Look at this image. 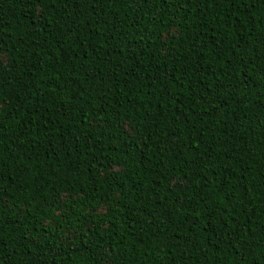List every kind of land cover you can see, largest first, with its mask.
<instances>
[{"label":"trees","instance_id":"obj_1","mask_svg":"<svg viewBox=\"0 0 264 264\" xmlns=\"http://www.w3.org/2000/svg\"><path fill=\"white\" fill-rule=\"evenodd\" d=\"M0 264H264V0H0Z\"/></svg>","mask_w":264,"mask_h":264}]
</instances>
